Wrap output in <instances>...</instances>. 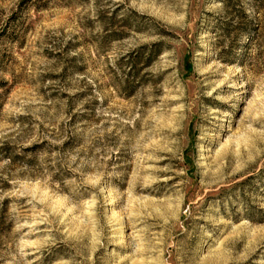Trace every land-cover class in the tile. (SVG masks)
I'll list each match as a JSON object with an SVG mask.
<instances>
[{
	"label": "rangeland",
	"instance_id": "obj_1",
	"mask_svg": "<svg viewBox=\"0 0 264 264\" xmlns=\"http://www.w3.org/2000/svg\"><path fill=\"white\" fill-rule=\"evenodd\" d=\"M0 264H264V0H0Z\"/></svg>",
	"mask_w": 264,
	"mask_h": 264
}]
</instances>
